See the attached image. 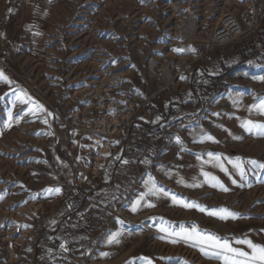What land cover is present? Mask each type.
Instances as JSON below:
<instances>
[{"label":"rangeland","instance_id":"1","mask_svg":"<svg viewBox=\"0 0 264 264\" xmlns=\"http://www.w3.org/2000/svg\"><path fill=\"white\" fill-rule=\"evenodd\" d=\"M245 2L0 0V72L12 81L0 80V264H33L36 246L50 244L54 233L66 239L76 217L78 222L86 217L94 228L77 223L89 231L80 240L70 236L77 250L72 264H222L190 243H171L175 237L160 232L162 225L169 231L195 225L220 237L264 244V170L245 164L247 180H241L227 163L229 158L264 163V136L241 127L248 119L264 123V114L250 110L264 99V48L258 41L252 60L238 67L242 43L214 49L213 38L218 21L241 12ZM217 69L226 77L216 96L233 97L225 121L215 122L225 134L224 150L217 147L208 155L189 150L182 167L155 183L187 202L227 208L241 218L221 220L175 204L163 193L145 197L135 212L124 214L123 204L136 197L137 171L122 183L128 197L106 213L109 229L91 203L80 216L73 194L92 200L119 149L139 148L148 137L147 131L133 133L149 116L143 101H187L189 83ZM23 93L46 112L23 104ZM29 107L36 115L19 119ZM209 154L224 158L227 174L213 166ZM203 172L229 191L205 183ZM98 226L104 229L99 237ZM109 232L117 239L101 252Z\"/></svg>","mask_w":264,"mask_h":264},{"label":"crops","instance_id":"2","mask_svg":"<svg viewBox=\"0 0 264 264\" xmlns=\"http://www.w3.org/2000/svg\"><path fill=\"white\" fill-rule=\"evenodd\" d=\"M232 98H229V96L227 98L226 96H215L205 109H199V111L194 110L193 112L183 108L180 97L176 104L174 103V99H153L152 103L157 109V114L152 115L147 111L149 116L143 117L142 121L137 124L133 131L134 134L135 132H138L139 135H141L144 131H147L150 135L160 125L178 120H184L192 124L185 127L177 137L178 139L173 143L169 144L164 149L157 150L154 154L152 153L143 156L139 152L140 147L132 149V147L126 146L119 149L117 157L106 170L103 180L97 185V192L92 195V200L90 199L88 202L93 205L97 216L101 217L100 220L105 229H109L104 222V220L107 219L106 213L108 214L115 211V208L112 207L111 204L124 200V197H128L126 185H123L122 183L128 178L130 172L137 171L138 187L137 193L135 194L136 197L133 196L132 198H128L123 204V206L125 205L123 210L124 214H128L129 211L137 205L136 201L147 191L146 184L149 182V177L157 182L160 181L161 178L178 170V168L182 167V163L186 159V156H188L189 150H193L195 153H205L207 155L210 151L215 152L217 147H220L221 151L224 150V145H226L224 140L225 134L222 132L223 130L220 129L221 126L215 125V122L220 124V122L222 123L225 121L224 117L226 116V113L224 112H227V108L230 107L229 100ZM158 100L160 101V105L157 104ZM175 110H177V112H175ZM206 134L214 137L217 142L203 140V137ZM145 141L146 137L140 145L142 146ZM124 161H127V163H124ZM83 212H86V209H84ZM81 213L82 212H80V216L82 215ZM78 220L79 219L76 217L77 223L80 222L82 224L83 222H86V225L91 227L90 221L86 217H82L79 222ZM71 228H73V226ZM69 231L70 229L67 230V233ZM67 233L65 234L67 235ZM109 234L110 232L106 234L105 239H103V242L100 244L101 246H99L101 252H104V250L111 246L113 235H111L112 232L110 235ZM79 236L81 235L74 234L72 237H76L75 239L80 240L78 239ZM59 239V234L56 235L54 233L52 237L48 238L50 244L43 242V245L39 244L38 247L36 246L37 252L35 253V257H37L40 248L45 245L56 243ZM72 243L75 244V242ZM70 244V240L66 237V242L63 246L66 247ZM97 255V258L101 256V254ZM28 260L29 259L27 258L24 262L26 263Z\"/></svg>","mask_w":264,"mask_h":264},{"label":"snow or ice","instance_id":"3","mask_svg":"<svg viewBox=\"0 0 264 264\" xmlns=\"http://www.w3.org/2000/svg\"><path fill=\"white\" fill-rule=\"evenodd\" d=\"M174 51L179 53L182 52L183 49H174ZM260 79L264 80V77H260ZM0 80L7 82L9 85H11L12 83V81L8 80V77L5 76L3 72H0ZM22 95L23 97H26V99H22L23 104H29L31 102L32 104H35V108L38 109L40 112H46V109H44L43 105L32 101V98L28 96L27 93H23ZM0 99H3V97H0ZM16 99L21 100V95L18 94ZM237 102L238 100L234 101V103ZM250 110H255L260 114H264V99H261L258 104L252 105ZM29 112L33 116L36 115V111H34L33 108L29 107L24 110L18 118L22 119L23 115ZM47 115L51 116L52 113L47 112ZM9 119H12L11 113H9ZM43 122L47 123L48 121L45 119ZM241 127H243L245 131H247L249 134L264 136V123H256L253 120L248 119L241 122ZM203 140L217 142L215 141L214 137L207 134L203 137ZM209 155L212 157V160L210 162L213 163V166L220 168L221 171L227 174L228 169L227 167H225L224 158L219 155ZM124 163H127V161H124ZM227 163L232 165V168L239 174L241 180H247L245 164L251 165L253 169L264 170V163L259 162L255 159H249L247 161H244L239 158H237L236 160H232L229 158L227 159ZM202 175L205 178L204 182L208 183L211 187H218L224 192L229 191V189L225 187L216 176L211 175L208 172H203ZM232 183L235 184L236 181L233 180ZM146 188L147 191L144 193V195H142L141 198L136 201L137 205H140L141 201H144L145 197L147 196H159L161 193H163L165 196L170 197V199L175 204H180L185 208H197L199 211L205 212L206 214L221 220L241 218L239 214L234 213L227 208L207 209L204 206H201L195 202H187L186 200L178 197L175 194L166 192L162 187H158L153 178L151 177H149V182L146 184ZM48 191L53 190L49 189ZM54 191L58 193L60 192V189L57 188ZM0 199H3V197L0 196ZM147 206L153 207L154 205L148 203ZM136 210L137 209L133 207L132 211L135 212ZM159 231L165 233L168 237H175L174 239L170 240L171 243H177L181 240L185 243H190L191 246L197 247L205 256L219 260L222 262V264H264V244L255 243L253 242V240L247 237H233L231 239L226 237H220L219 235H216L214 233L202 231L195 225H193L191 228H185L181 226L179 231H169L168 227L162 225ZM117 235L118 234L112 236L113 241H116ZM160 238L164 239L165 237L162 236ZM234 245H239L243 247H237ZM148 264H151L150 260L148 261Z\"/></svg>","mask_w":264,"mask_h":264},{"label":"built area","instance_id":"4","mask_svg":"<svg viewBox=\"0 0 264 264\" xmlns=\"http://www.w3.org/2000/svg\"><path fill=\"white\" fill-rule=\"evenodd\" d=\"M263 22L264 0H246L241 12L238 14L229 13L222 18L214 32V49H224L235 43H249L257 46V35ZM142 109H146L152 115L157 114V109L150 99L143 101ZM129 121L130 127L133 119H129ZM191 124L184 120H178L160 125L146 138L145 143L139 148V152L146 156L166 148L177 139L185 127ZM65 242L66 239L60 238L56 243L40 248L33 264H72L77 258V250L73 247L74 243L64 247Z\"/></svg>","mask_w":264,"mask_h":264},{"label":"trees","instance_id":"5","mask_svg":"<svg viewBox=\"0 0 264 264\" xmlns=\"http://www.w3.org/2000/svg\"><path fill=\"white\" fill-rule=\"evenodd\" d=\"M258 41L259 45L264 48V22L258 31ZM258 47L253 46L249 43H245L241 45L242 53H239L241 56V61L239 63V66H244V63L252 60V54L254 50H256ZM207 60V59H206ZM226 77V73L223 72V70H216L214 73H207L202 78H197L195 81L189 83L188 90L191 93V97L187 101H182V106L188 110V111H194L198 107H203L206 105L209 101H211L216 95L221 93L224 90V80ZM76 200V206L77 210L82 212L84 209L88 206V201L82 197L79 193H74L72 196ZM126 197H124V200ZM124 200L118 201L117 203L121 205ZM93 224H91L92 226ZM98 225L95 223V226ZM94 226V225H93ZM94 228V227H93ZM96 234H98V237L103 233L104 229L103 227H97ZM89 231L87 227L80 226L78 224H75L73 228L70 229L69 233L67 234V239L72 237L74 234H81L83 232ZM57 238V237H56ZM58 239V238H57ZM71 243L74 241H70Z\"/></svg>","mask_w":264,"mask_h":264},{"label":"bare ground","instance_id":"6","mask_svg":"<svg viewBox=\"0 0 264 264\" xmlns=\"http://www.w3.org/2000/svg\"><path fill=\"white\" fill-rule=\"evenodd\" d=\"M219 22H220V21H218V26H219V24H220Z\"/></svg>","mask_w":264,"mask_h":264}]
</instances>
